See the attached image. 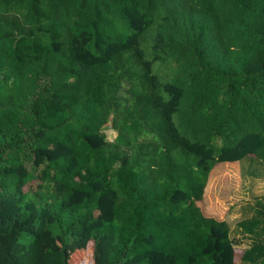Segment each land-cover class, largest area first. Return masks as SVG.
Returning <instances> with one entry per match:
<instances>
[{
	"label": "trees",
	"instance_id": "trees-1",
	"mask_svg": "<svg viewBox=\"0 0 264 264\" xmlns=\"http://www.w3.org/2000/svg\"><path fill=\"white\" fill-rule=\"evenodd\" d=\"M221 163L264 180V0H0V264H235Z\"/></svg>",
	"mask_w": 264,
	"mask_h": 264
},
{
	"label": "rangeland",
	"instance_id": "rangeland-1",
	"mask_svg": "<svg viewBox=\"0 0 264 264\" xmlns=\"http://www.w3.org/2000/svg\"><path fill=\"white\" fill-rule=\"evenodd\" d=\"M109 125L110 122L105 127L104 132L107 139L112 141L116 133L109 128ZM238 170L236 164L228 166V168L216 166L213 169L203 200L197 203L206 217L221 220L232 216L236 211L237 213L242 211L244 214L249 215L248 205L252 202V198L254 201V199L263 197L259 195H264V187L257 188L250 182L242 183L237 175ZM241 216H243L242 213ZM232 221V225H234L235 220ZM92 247L93 243L89 241L86 250L81 253L78 250H73V253H69V263L94 264Z\"/></svg>",
	"mask_w": 264,
	"mask_h": 264
},
{
	"label": "crops",
	"instance_id": "crops-1",
	"mask_svg": "<svg viewBox=\"0 0 264 264\" xmlns=\"http://www.w3.org/2000/svg\"><path fill=\"white\" fill-rule=\"evenodd\" d=\"M235 164L239 168V163H221V164H218L217 166L228 168V166L235 165ZM233 167H235V166H233ZM237 175L240 177V168L237 172ZM210 179H211V175H210ZM253 186H257V188L261 186V188H263L264 187V180L263 181H262V179L256 180L255 182H253ZM263 191H264V189H263ZM259 196L264 197V195H259ZM241 213L243 216H241ZM241 213H237V211H236L232 214V216L218 220V221H226L230 227L231 237L235 243V245H234V262H235V264H239L240 258L242 256V254L244 253V251L248 250L253 245V243H255L253 236L242 234L241 232H239V230H236L237 222H239L242 219H245L246 217L251 216V213L249 215L244 214L242 211H241ZM232 220H235L234 225H232V222H233Z\"/></svg>",
	"mask_w": 264,
	"mask_h": 264
}]
</instances>
